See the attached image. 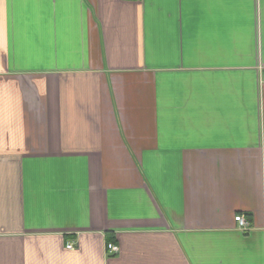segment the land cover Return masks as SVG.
Wrapping results in <instances>:
<instances>
[{"label":"crops","instance_id":"crops-1","mask_svg":"<svg viewBox=\"0 0 264 264\" xmlns=\"http://www.w3.org/2000/svg\"><path fill=\"white\" fill-rule=\"evenodd\" d=\"M0 264H264V0H0Z\"/></svg>","mask_w":264,"mask_h":264},{"label":"built area","instance_id":"built-area-1","mask_svg":"<svg viewBox=\"0 0 264 264\" xmlns=\"http://www.w3.org/2000/svg\"><path fill=\"white\" fill-rule=\"evenodd\" d=\"M234 220L237 224V227L241 230H247L250 228V222L247 219L246 215L243 213H238L234 216ZM66 247L70 250L75 248L74 244L68 243ZM107 248L110 252L117 253L119 251V246L115 243H108Z\"/></svg>","mask_w":264,"mask_h":264}]
</instances>
